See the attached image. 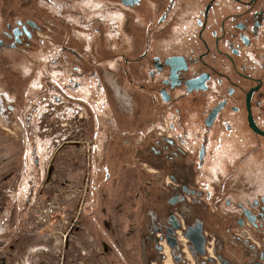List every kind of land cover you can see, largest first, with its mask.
<instances>
[{
    "label": "flooded vegetation",
    "instance_id": "af4514ba",
    "mask_svg": "<svg viewBox=\"0 0 264 264\" xmlns=\"http://www.w3.org/2000/svg\"><path fill=\"white\" fill-rule=\"evenodd\" d=\"M59 148L88 159L60 264H264V0H0V264L51 236Z\"/></svg>",
    "mask_w": 264,
    "mask_h": 264
},
{
    "label": "rangeland",
    "instance_id": "374dc122",
    "mask_svg": "<svg viewBox=\"0 0 264 264\" xmlns=\"http://www.w3.org/2000/svg\"><path fill=\"white\" fill-rule=\"evenodd\" d=\"M87 147V146H86ZM1 161L5 159V155L3 150L1 149ZM50 160L51 166H53L54 171L52 175V181L50 182V191L47 196H42L40 198H43L45 200V203L42 206V210L38 211V214L41 216H46L48 219V225H49V233L51 232L52 227V234L49 237V239H43V238H35L32 241H30L27 245V248L25 251L22 252V257L24 260H29L32 262V264H40L41 262H47V264H60V257L62 255V248H63V242H67V239L69 236H66V233H62L61 229L56 226V224L60 225V222H62L65 219L71 220L72 217L76 216V212H74V209H72L71 206H74L76 204V197L77 191H76V185L78 179L80 180V199L83 198L85 186H86V178H87V167H88V159L82 160V167L84 171L78 175L77 171L72 169L71 165H67L62 159H60V148L58 149V152L54 153L52 157H48L47 161ZM50 166V167H51ZM130 166L128 171L126 172L128 174L127 180L125 181L126 185L123 190V196L125 195L127 197V200H132L133 202L136 200V197H134L136 191L133 185L136 184V177L137 174H135ZM146 178L147 173H145ZM47 181H42V187L41 190L44 187V184ZM99 182V181H97ZM51 188L54 189V191H51ZM126 189L129 190V192L126 193ZM103 189L100 192V196L97 197V200L102 202H112L119 198V192L111 191ZM117 196V197H116ZM46 200H49L50 202L55 203L53 210L50 211V207ZM128 204L129 214L135 211L134 206H131ZM181 207H184L185 204H181ZM35 210V207H34ZM34 212V211H33ZM36 215V214H35ZM38 215V216H39ZM112 216L115 215L112 213ZM46 234V232H44ZM49 235V234H48ZM137 240H134L131 236H128L126 239H116L115 236H113V250L115 251L113 253V261L115 264H119L120 260L118 259L119 255L116 253L117 248L123 247V249H126L127 251H137ZM43 247H46L47 249H44ZM169 248L167 247V251ZM70 255L73 254V251H70ZM170 256V255H169ZM191 257V256H190ZM171 258L169 257L166 260L167 264H171ZM26 260V261H27ZM47 260V261H45ZM190 264H193L192 260ZM132 263H137L136 260H134V256H132Z\"/></svg>",
    "mask_w": 264,
    "mask_h": 264
},
{
    "label": "water",
    "instance_id": "95a60500",
    "mask_svg": "<svg viewBox=\"0 0 264 264\" xmlns=\"http://www.w3.org/2000/svg\"><path fill=\"white\" fill-rule=\"evenodd\" d=\"M187 235L191 239L192 249L196 253L197 251L200 253L205 252V237L200 229V227H195L193 229H189L187 231ZM171 245H175V242H171Z\"/></svg>",
    "mask_w": 264,
    "mask_h": 264
},
{
    "label": "built area",
    "instance_id": "2783aa9c",
    "mask_svg": "<svg viewBox=\"0 0 264 264\" xmlns=\"http://www.w3.org/2000/svg\"><path fill=\"white\" fill-rule=\"evenodd\" d=\"M55 205H53L52 203H50L49 204V207H50V211H52L53 210V207H54Z\"/></svg>",
    "mask_w": 264,
    "mask_h": 264
},
{
    "label": "crops",
    "instance_id": "0c3cea01",
    "mask_svg": "<svg viewBox=\"0 0 264 264\" xmlns=\"http://www.w3.org/2000/svg\"><path fill=\"white\" fill-rule=\"evenodd\" d=\"M170 263H171V264H174L172 260H171V262H170Z\"/></svg>",
    "mask_w": 264,
    "mask_h": 264
}]
</instances>
